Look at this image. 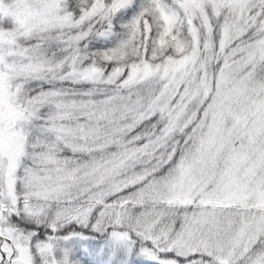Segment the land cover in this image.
Returning a JSON list of instances; mask_svg holds the SVG:
<instances>
[{
  "label": "snow or ice",
  "instance_id": "6c2138e0",
  "mask_svg": "<svg viewBox=\"0 0 264 264\" xmlns=\"http://www.w3.org/2000/svg\"><path fill=\"white\" fill-rule=\"evenodd\" d=\"M0 264H264V0H0Z\"/></svg>",
  "mask_w": 264,
  "mask_h": 264
}]
</instances>
